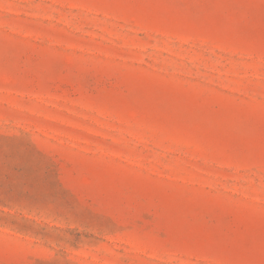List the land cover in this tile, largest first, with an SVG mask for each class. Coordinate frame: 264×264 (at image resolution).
<instances>
[{"label":"rangeland","instance_id":"obj_1","mask_svg":"<svg viewBox=\"0 0 264 264\" xmlns=\"http://www.w3.org/2000/svg\"><path fill=\"white\" fill-rule=\"evenodd\" d=\"M0 264H264V0H0Z\"/></svg>","mask_w":264,"mask_h":264}]
</instances>
